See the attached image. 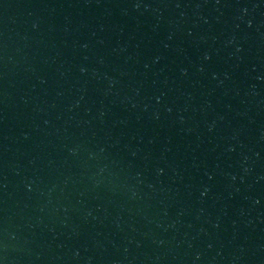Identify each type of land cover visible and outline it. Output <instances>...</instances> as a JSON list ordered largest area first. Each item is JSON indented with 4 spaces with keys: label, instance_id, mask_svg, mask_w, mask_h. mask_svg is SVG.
I'll return each mask as SVG.
<instances>
[{
    "label": "water",
    "instance_id": "obj_1",
    "mask_svg": "<svg viewBox=\"0 0 264 264\" xmlns=\"http://www.w3.org/2000/svg\"><path fill=\"white\" fill-rule=\"evenodd\" d=\"M0 264H264V0H0Z\"/></svg>",
    "mask_w": 264,
    "mask_h": 264
}]
</instances>
